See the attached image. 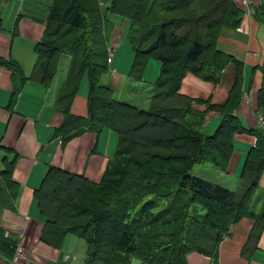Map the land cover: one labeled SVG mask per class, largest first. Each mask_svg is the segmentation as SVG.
Here are the masks:
<instances>
[{
  "label": "trees",
  "instance_id": "obj_1",
  "mask_svg": "<svg viewBox=\"0 0 264 264\" xmlns=\"http://www.w3.org/2000/svg\"><path fill=\"white\" fill-rule=\"evenodd\" d=\"M46 34L36 44L33 78L44 88L58 72L62 55L71 56L55 108L64 116L56 131L65 142L85 130H112L118 136L114 157L99 183L58 168H49L34 199L45 220L42 240L59 247L68 234L85 242L83 264H187L191 252L219 264V245L232 225L248 217L255 221L241 255L249 260L263 232L264 212L250 209L264 171V60L258 94L259 127L247 130L233 116L241 102V79L226 103L207 112L223 117L216 132L203 135L192 105L181 95L187 73L217 85L234 59L217 49L224 28L235 29L243 12L233 0H50ZM117 16L130 22L128 38L135 53L130 77L141 80L150 59L162 63L147 108L118 100L106 84L110 72L102 33ZM20 84L26 80L15 61L0 60ZM88 80L87 118L71 114V103L83 77ZM240 81V82H239ZM15 91H18L15 89ZM15 95V94H14ZM253 135L240 175L231 191L193 176L194 167L211 164L227 170L236 134ZM0 169V213L16 210L20 185L13 179L15 158L4 156ZM0 229V245L15 244Z\"/></svg>",
  "mask_w": 264,
  "mask_h": 264
},
{
  "label": "crops",
  "instance_id": "obj_2",
  "mask_svg": "<svg viewBox=\"0 0 264 264\" xmlns=\"http://www.w3.org/2000/svg\"><path fill=\"white\" fill-rule=\"evenodd\" d=\"M233 1L244 11L243 18L237 28H224L221 31L217 49L232 57L236 63L230 61L225 66L217 85L191 73H187L180 84L181 95L199 101L192 105L197 114L192 119L200 121L203 115L199 129L203 135L210 137L219 128L223 117L207 112L208 107L227 102L238 76L241 79V102L233 116L247 130L260 125L258 94L263 80L260 65L264 60V0ZM51 5L50 0H0V60L15 61L26 78L20 84L7 67H0V169L4 156L9 159L14 157L12 176L20 185L16 210L6 209L0 213V229L4 237L11 241L10 244L20 245L25 250V257L17 264H83L86 245L77 236L66 235L59 247L42 240L45 220L34 193L41 186L47 170L52 167L99 183L115 155L118 142L116 133L107 128L99 133L85 130L67 142L56 135L64 116L55 108V101L66 80L71 56H61L58 72L49 87L44 88L33 78L39 61L35 46L45 38ZM108 19L112 23V31L109 37L106 34L109 27L102 33L107 41V59L110 57L112 60L108 64L110 72L106 74L111 76L108 84L118 91V100L128 98L134 101V105L145 109L154 83L159 78L162 63L150 59L142 79H132L130 69L135 53L128 38L130 22L117 16ZM106 75L104 81L107 80ZM79 86L70 112L75 117L86 119V76ZM131 89L140 97L134 99L133 96L124 95L126 90ZM232 145L227 170L210 171L212 180H206L235 191L240 186L241 172L249 152L256 146V140L247 133L236 134ZM206 165L211 164L203 166ZM250 209L255 214L264 212V171L251 199ZM254 223L253 219L244 217L232 225L228 236L219 245V264H264V227L250 259L246 260L241 255ZM12 254V249L0 245V264H11ZM187 264H211V260L191 252L187 256Z\"/></svg>",
  "mask_w": 264,
  "mask_h": 264
},
{
  "label": "rangeland",
  "instance_id": "obj_3",
  "mask_svg": "<svg viewBox=\"0 0 264 264\" xmlns=\"http://www.w3.org/2000/svg\"><path fill=\"white\" fill-rule=\"evenodd\" d=\"M104 1V3L105 4H107V2H108V0H103ZM106 34H107V36L109 37V34H110V28L109 29H106ZM111 76L110 75H106V79L108 80H105V83L106 84H108V82L110 83L111 82V78H110ZM133 91H134V89H131V90H126L125 92H124V95L125 96H133V98L135 99V98H139L140 96L139 95H137V94H134L133 93ZM135 91H137V92H140V91H138V90H135ZM117 92L118 91H116V94H117ZM147 93H149V92H147ZM124 101H126V102H129V103H131V104H134L133 102L134 101H131V100H129L128 98H126V99H123ZM141 109V108H140ZM142 109H143V107H142ZM217 169L216 168H214L213 166H211V165H206V166H203V165H200V166H196V167H194V169L191 171V174L193 175V176H196V177H201L202 179L204 178V180H212V177L210 176V171H216ZM210 178V179H209ZM222 181H220V183H221ZM85 255V253L83 254V256ZM133 264H144L143 262H141V261H139V260H137V259H134L133 260Z\"/></svg>",
  "mask_w": 264,
  "mask_h": 264
},
{
  "label": "built area",
  "instance_id": "obj_4",
  "mask_svg": "<svg viewBox=\"0 0 264 264\" xmlns=\"http://www.w3.org/2000/svg\"><path fill=\"white\" fill-rule=\"evenodd\" d=\"M110 61H111V58L109 57L108 62H110ZM259 124L260 125L263 124V118L262 117H260V119H259ZM12 255L13 256H12L11 264H17L18 261L22 260L25 257V250L20 245H17L14 248V252Z\"/></svg>",
  "mask_w": 264,
  "mask_h": 264
}]
</instances>
